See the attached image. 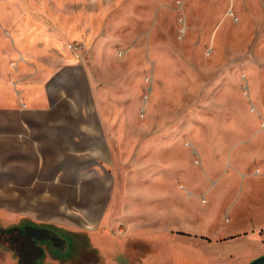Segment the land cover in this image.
<instances>
[{
	"label": "rangeland",
	"instance_id": "obj_1",
	"mask_svg": "<svg viewBox=\"0 0 264 264\" xmlns=\"http://www.w3.org/2000/svg\"><path fill=\"white\" fill-rule=\"evenodd\" d=\"M59 1L89 16L79 42L88 64L121 87L129 105L125 130L166 132L153 150L162 177L155 186L172 197L174 210L157 229L174 231L173 238L158 233L150 250L134 245L126 252L130 261L194 264L205 251L177 232L214 238L221 226L226 234L264 229V0ZM14 60L0 59L1 78L16 72ZM249 170L263 176L245 177ZM8 225L0 218V264H59L28 226ZM44 226L32 228L45 232ZM89 233L80 237L85 244ZM91 241L101 257L124 258L121 245L108 252Z\"/></svg>",
	"mask_w": 264,
	"mask_h": 264
},
{
	"label": "crops",
	"instance_id": "obj_2",
	"mask_svg": "<svg viewBox=\"0 0 264 264\" xmlns=\"http://www.w3.org/2000/svg\"><path fill=\"white\" fill-rule=\"evenodd\" d=\"M75 7L59 0L0 4V45L9 50L0 59L16 62V72L0 76V218L9 227L40 222L62 235L64 248L52 246L59 264L83 257L89 264H140L128 256L134 245L150 250L158 233L173 238L174 231L157 229L174 210L172 197L155 186L162 177L153 150L166 132L125 130L129 105L121 87L68 48L86 40L89 25L85 10ZM221 227L214 238L177 232L205 251L194 264H248L264 255L261 226L228 234ZM82 232L108 252L121 245L124 258L101 257L92 238L81 241Z\"/></svg>",
	"mask_w": 264,
	"mask_h": 264
},
{
	"label": "flooded vegetation",
	"instance_id": "obj_3",
	"mask_svg": "<svg viewBox=\"0 0 264 264\" xmlns=\"http://www.w3.org/2000/svg\"><path fill=\"white\" fill-rule=\"evenodd\" d=\"M27 232H29V235H32L33 237H36L38 240L43 241L44 244L48 245V247L52 248V246L54 245L55 242H59L61 247L64 248V246H62V243H64V240L62 235L59 236L56 231H53L51 229L42 232L39 231L35 228L29 227V229L27 230ZM63 234V233H62ZM64 235L66 237L70 236L71 238H73L71 235L65 234ZM77 240V239H76ZM78 241L80 242V240L78 239ZM35 248H39L40 251H44L47 250V247H35ZM61 252H63V249H60Z\"/></svg>",
	"mask_w": 264,
	"mask_h": 264
},
{
	"label": "built area",
	"instance_id": "obj_4",
	"mask_svg": "<svg viewBox=\"0 0 264 264\" xmlns=\"http://www.w3.org/2000/svg\"><path fill=\"white\" fill-rule=\"evenodd\" d=\"M68 48L71 50L73 55L80 61L84 62L85 54H84V46L79 41H74L68 44Z\"/></svg>",
	"mask_w": 264,
	"mask_h": 264
},
{
	"label": "water",
	"instance_id": "obj_5",
	"mask_svg": "<svg viewBox=\"0 0 264 264\" xmlns=\"http://www.w3.org/2000/svg\"><path fill=\"white\" fill-rule=\"evenodd\" d=\"M248 264H264V255L254 259L253 261H251Z\"/></svg>",
	"mask_w": 264,
	"mask_h": 264
},
{
	"label": "bare ground",
	"instance_id": "obj_6",
	"mask_svg": "<svg viewBox=\"0 0 264 264\" xmlns=\"http://www.w3.org/2000/svg\"><path fill=\"white\" fill-rule=\"evenodd\" d=\"M5 217V216H4ZM8 217V216H7ZM18 218V217H17ZM14 220V219H13ZM144 231V230H143ZM96 235H98V234H96ZM146 235V234H145ZM110 237H112V236H110ZM97 238V237H96ZM172 238V237H171ZM98 239V238H97ZM97 239H95V240H97ZM101 239V238H100ZM108 241V240H107ZM109 242V241H108ZM107 242V243H108ZM99 243V242H98ZM106 242H105V244H107ZM100 244H102V243H100ZM104 244V243H103ZM163 254H166V253H163Z\"/></svg>",
	"mask_w": 264,
	"mask_h": 264
},
{
	"label": "trees",
	"instance_id": "obj_7",
	"mask_svg": "<svg viewBox=\"0 0 264 264\" xmlns=\"http://www.w3.org/2000/svg\"><path fill=\"white\" fill-rule=\"evenodd\" d=\"M11 229H13V227Z\"/></svg>",
	"mask_w": 264,
	"mask_h": 264
}]
</instances>
